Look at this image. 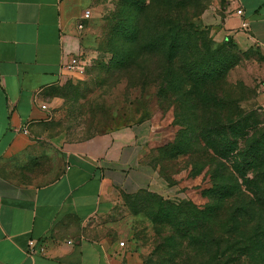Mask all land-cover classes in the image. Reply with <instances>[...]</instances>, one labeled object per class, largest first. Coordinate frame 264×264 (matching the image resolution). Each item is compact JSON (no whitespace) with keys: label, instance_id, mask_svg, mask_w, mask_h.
I'll list each match as a JSON object with an SVG mask.
<instances>
[{"label":"crops","instance_id":"1","mask_svg":"<svg viewBox=\"0 0 264 264\" xmlns=\"http://www.w3.org/2000/svg\"><path fill=\"white\" fill-rule=\"evenodd\" d=\"M95 4L0 0V264H141L127 198L174 194L146 161L169 139L159 121L77 143L56 135L55 91L75 75L64 66L88 57ZM204 19L216 41L264 54V0H213Z\"/></svg>","mask_w":264,"mask_h":264},{"label":"rangeland","instance_id":"2","mask_svg":"<svg viewBox=\"0 0 264 264\" xmlns=\"http://www.w3.org/2000/svg\"><path fill=\"white\" fill-rule=\"evenodd\" d=\"M181 1L187 3L183 10L185 23L204 32L203 44L205 41L210 45L218 62L230 68L226 80L232 87L235 99L239 101L238 106L245 113H257L259 117H256L264 127V54L258 50L242 52L232 45L224 44L226 41L215 40L204 19L213 0ZM118 2L96 0L95 12L87 23L93 43L85 70L55 91L54 111L58 116L53 127L56 135L68 143H77L120 126L141 120H155L164 125L169 137L166 145L173 141L177 132L186 141V125L200 116L197 107L190 109V101L172 91L160 93L153 79L142 81L143 85H136L139 81L132 85L130 80L123 78L127 72L110 64L112 55L103 47L108 43L112 24L118 21L116 18L113 22L109 20L117 11ZM147 66L153 69L156 65ZM136 77L140 78L138 74ZM160 149L148 153L146 161L167 183V191L174 192L172 197L166 196L167 200H191L204 208L212 204V200L202 194L215 183L237 182L227 166L212 162L196 144L188 148L186 154L178 156L172 155L169 149ZM243 199V196L238 198L234 208L241 206ZM231 203H226L216 218L211 217V222L204 224L195 241L178 235L167 224L152 222L144 213L134 215L133 212L142 209L131 207L127 224L131 229V251L141 264H264L263 256L248 252L245 247V243L249 244L252 239L257 222L261 221L264 225V221L251 216L243 217L238 229L230 215ZM214 229L224 238V245L219 250L211 239ZM259 244L262 247L264 240Z\"/></svg>","mask_w":264,"mask_h":264},{"label":"trees","instance_id":"3","mask_svg":"<svg viewBox=\"0 0 264 264\" xmlns=\"http://www.w3.org/2000/svg\"><path fill=\"white\" fill-rule=\"evenodd\" d=\"M186 5L181 0H119L109 19L118 21L112 24L103 49L112 55V66L127 72L123 78L132 85L153 79L160 93L172 91L188 99L190 109L197 107L200 116L184 130L187 140L177 132L171 143L158 149L178 156L196 144L212 162L227 166L237 180L217 182L204 192L212 200L204 208L191 200L173 202L148 191L127 198L128 210L142 209L134 215L144 213L152 222L167 224L178 235L195 241L204 224L216 218L228 202H232L230 215L238 229L243 217L264 221V127L257 113H245L238 106L226 80L230 68L218 62L210 45L203 44L205 33L185 23ZM224 44L237 48L231 42ZM148 64L156 66L152 69ZM241 196L245 198L242 205L234 208ZM211 236L214 247L222 249L223 235L214 229ZM263 240L264 225L258 221L250 243H245L247 251L264 259V245L259 244Z\"/></svg>","mask_w":264,"mask_h":264},{"label":"built area","instance_id":"4","mask_svg":"<svg viewBox=\"0 0 264 264\" xmlns=\"http://www.w3.org/2000/svg\"><path fill=\"white\" fill-rule=\"evenodd\" d=\"M237 14L242 15V11H238ZM91 16H92V12L89 10L86 11L84 14V20H89L91 18ZM79 28H80V30H83L84 29L83 24H80ZM85 66H86V59L74 58L71 60V62H69L68 64H66L64 66V70H66L69 73L75 74V75L76 74H82L85 70ZM42 109L47 110V106L43 105ZM71 243L72 242H69V244H71ZM124 246H125V243L121 242L120 247H124ZM37 251L38 250L36 249L35 242L31 241L29 243V246H28V254L30 256H34L37 253Z\"/></svg>","mask_w":264,"mask_h":264}]
</instances>
